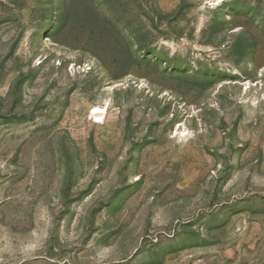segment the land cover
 Here are the masks:
<instances>
[{
	"label": "rangeland",
	"instance_id": "rangeland-1",
	"mask_svg": "<svg viewBox=\"0 0 264 264\" xmlns=\"http://www.w3.org/2000/svg\"><path fill=\"white\" fill-rule=\"evenodd\" d=\"M0 264H264V0H0Z\"/></svg>",
	"mask_w": 264,
	"mask_h": 264
}]
</instances>
